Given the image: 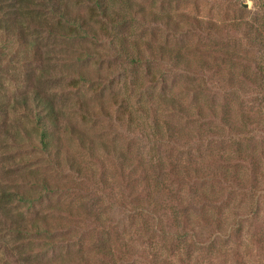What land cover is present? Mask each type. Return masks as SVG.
I'll return each instance as SVG.
<instances>
[{
  "label": "rangeland",
  "instance_id": "374dc122",
  "mask_svg": "<svg viewBox=\"0 0 264 264\" xmlns=\"http://www.w3.org/2000/svg\"><path fill=\"white\" fill-rule=\"evenodd\" d=\"M60 1L97 38L42 0L0 26V194L32 199L0 209V264H264V0ZM36 91L49 155L13 109Z\"/></svg>",
  "mask_w": 264,
  "mask_h": 264
},
{
  "label": "trees",
  "instance_id": "16d2710c",
  "mask_svg": "<svg viewBox=\"0 0 264 264\" xmlns=\"http://www.w3.org/2000/svg\"><path fill=\"white\" fill-rule=\"evenodd\" d=\"M36 0H0V26L6 30L10 29V24L12 26L16 25L18 27H29L31 28L30 24L34 23V18L31 15L33 14L32 9L33 6H30V4H36L31 3ZM44 5L41 7L44 11L50 12V14L58 18L61 22L70 25V27L75 29H70L69 32L71 34H75L76 32H79L77 36H80L81 33L85 37H92L97 38L96 33H92L93 30L90 29L88 23L84 21L82 18L79 17H73L71 13L67 9V5L63 4L60 0H42ZM131 3V2H129ZM131 6V4H129ZM93 7L91 8V11L94 13H98L100 17L104 18V20L110 19L112 16L110 15V12L113 10L111 6L107 3L106 0H95L92 1ZM31 10V11H30ZM51 30V28L49 27ZM2 30V29H1ZM49 30V31H50ZM52 31V30H51ZM54 32V31H52ZM51 32V33H52ZM90 35V36H89ZM123 46V45H122ZM125 50V48H123ZM124 54L125 51H122ZM78 78L77 80L80 83H86L89 82V79L81 72H78ZM17 102L13 106V109L23 111L25 116H27L32 124L35 126L37 131L40 133V141H39V147L43 151L45 155H49L50 151L53 147V140H54V133L51 131L52 128H56L59 126V121L61 117V111L60 107L55 104L53 101L54 98L43 96V94L40 92H35L32 96L29 94L22 95L21 98H17ZM19 108V109H18ZM86 113L89 112L88 109H83ZM4 114L6 115L7 112L3 109ZM2 111V112H3ZM56 126V127H55ZM14 130H20L24 133H26L28 139V133L27 129L20 124L17 125V128H13L10 130H6L8 136H15L16 132ZM75 133L72 132V135ZM81 142L83 139L81 138ZM45 187L46 184H44ZM18 204L20 205H29L32 204V199L28 198L26 194L21 193L19 190L11 192V191H3L0 194V209L4 210H10V208L18 209ZM8 224V227H7ZM5 226V229H8L18 235L24 234V231L22 230L19 225H17L16 228L13 227L14 223H7Z\"/></svg>",
  "mask_w": 264,
  "mask_h": 264
}]
</instances>
